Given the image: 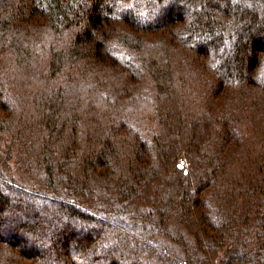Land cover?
Returning <instances> with one entry per match:
<instances>
[{"label": "trees", "instance_id": "1", "mask_svg": "<svg viewBox=\"0 0 264 264\" xmlns=\"http://www.w3.org/2000/svg\"><path fill=\"white\" fill-rule=\"evenodd\" d=\"M263 39L264 0H0V264H264Z\"/></svg>", "mask_w": 264, "mask_h": 264}, {"label": "rangeland", "instance_id": "2", "mask_svg": "<svg viewBox=\"0 0 264 264\" xmlns=\"http://www.w3.org/2000/svg\"><path fill=\"white\" fill-rule=\"evenodd\" d=\"M264 40V39H263ZM2 216L6 219V220H8V221H12V219H13V217H12V212H11V214L10 213H8V212H5V213H3L2 214ZM16 236H17V238H19V237H21L22 238V242H23V244H30V245H33V244H31V241H30V238L28 237V236H26V233L23 231H18L17 232V234H16ZM49 237H50V239L52 240V239H54V237L52 238V235L50 234L49 235ZM48 238V237H47ZM48 240H46V242H44L43 241V244L44 245H46V244H48V242H47ZM25 242V243H24ZM35 247H37V245H34Z\"/></svg>", "mask_w": 264, "mask_h": 264}, {"label": "water", "instance_id": "3", "mask_svg": "<svg viewBox=\"0 0 264 264\" xmlns=\"http://www.w3.org/2000/svg\"><path fill=\"white\" fill-rule=\"evenodd\" d=\"M179 167H181V165H179Z\"/></svg>", "mask_w": 264, "mask_h": 264}]
</instances>
